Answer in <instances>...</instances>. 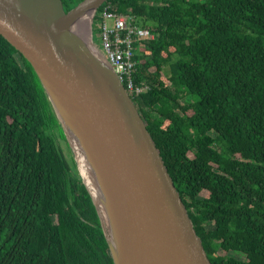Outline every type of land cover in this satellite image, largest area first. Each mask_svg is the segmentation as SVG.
<instances>
[{"label": "trees", "instance_id": "16d2710c", "mask_svg": "<svg viewBox=\"0 0 264 264\" xmlns=\"http://www.w3.org/2000/svg\"><path fill=\"white\" fill-rule=\"evenodd\" d=\"M80 0H77V3ZM155 37L134 102L213 264H264V0H108ZM32 64L0 32V264H114ZM72 155V154H71Z\"/></svg>", "mask_w": 264, "mask_h": 264}, {"label": "water", "instance_id": "95a60500", "mask_svg": "<svg viewBox=\"0 0 264 264\" xmlns=\"http://www.w3.org/2000/svg\"><path fill=\"white\" fill-rule=\"evenodd\" d=\"M107 0H0V32L33 66L114 264H213L133 98L95 32Z\"/></svg>", "mask_w": 264, "mask_h": 264}, {"label": "built area", "instance_id": "2783aa9c", "mask_svg": "<svg viewBox=\"0 0 264 264\" xmlns=\"http://www.w3.org/2000/svg\"><path fill=\"white\" fill-rule=\"evenodd\" d=\"M95 26L102 49L134 100L149 89L148 85L137 83L135 72L139 64V44L154 38V33L139 25L135 15L114 11L108 0L99 8Z\"/></svg>", "mask_w": 264, "mask_h": 264}, {"label": "rangeland", "instance_id": "374dc122", "mask_svg": "<svg viewBox=\"0 0 264 264\" xmlns=\"http://www.w3.org/2000/svg\"><path fill=\"white\" fill-rule=\"evenodd\" d=\"M56 136H57V140L60 142V144L62 145L61 147L64 149L67 157L69 158V160H71V157L73 156L72 152L69 150L68 145L66 144L65 140L63 138L60 137V134L58 131H56ZM72 154V155H71ZM74 158V156H73Z\"/></svg>", "mask_w": 264, "mask_h": 264}, {"label": "flooded vegetation", "instance_id": "af4514ba", "mask_svg": "<svg viewBox=\"0 0 264 264\" xmlns=\"http://www.w3.org/2000/svg\"><path fill=\"white\" fill-rule=\"evenodd\" d=\"M77 3V0H63V5L66 11L73 7ZM69 148V146H68ZM70 150V149H69ZM71 151V150H70Z\"/></svg>", "mask_w": 264, "mask_h": 264}]
</instances>
